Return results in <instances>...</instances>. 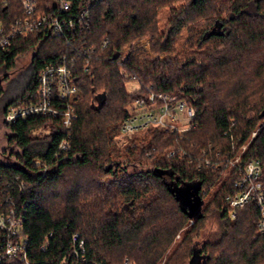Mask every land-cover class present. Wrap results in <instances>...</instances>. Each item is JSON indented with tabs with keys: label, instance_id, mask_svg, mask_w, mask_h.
<instances>
[{
	"label": "trees",
	"instance_id": "1",
	"mask_svg": "<svg viewBox=\"0 0 264 264\" xmlns=\"http://www.w3.org/2000/svg\"><path fill=\"white\" fill-rule=\"evenodd\" d=\"M38 1L39 12L53 3ZM88 12L83 36L94 51L87 69L82 59L74 68L80 96L69 150L56 156L65 137L58 118L5 125L0 212L11 196L23 214L30 264H264L256 203L232 219L227 201L238 154L242 163L259 160L264 183V0H100ZM21 15L20 0H0L4 26ZM68 50L63 37L32 32L0 51L2 116L34 100L40 68ZM128 79L140 88L128 91ZM148 87L194 106L196 126L184 133L149 127L117 147L119 124ZM211 217L216 228L198 246ZM73 233L84 240L83 257L72 254Z\"/></svg>",
	"mask_w": 264,
	"mask_h": 264
},
{
	"label": "built area",
	"instance_id": "2",
	"mask_svg": "<svg viewBox=\"0 0 264 264\" xmlns=\"http://www.w3.org/2000/svg\"><path fill=\"white\" fill-rule=\"evenodd\" d=\"M52 1L47 3V11L39 12L38 0H20L23 15L16 16L8 26L0 22V51L5 50L16 37L32 32L63 37L69 46L68 52L61 53L54 61L46 62L40 68L34 100L8 106L3 121L10 125L33 117L60 119L65 132L56 151V156L60 157L70 148L72 123L77 117L76 103L80 88L75 81L74 68L78 59H82L87 69L88 55L94 51L93 46H86L83 36L90 23L88 7L100 0H82L76 6L73 0ZM107 42L108 38H105L102 44ZM150 88L144 96L136 97L129 107V116L119 124V137L131 136L153 126L177 133H184L196 126L194 106L175 94L155 92ZM231 165L238 171L239 177L233 182L236 190L227 196L231 207L230 217L235 218L236 209L254 201L259 210L257 226L260 232H264V183L260 179V162L251 159L242 163L238 154L231 160ZM5 203L6 209L0 212V264H9L10 259L15 258L23 264H30L23 214L15 208L11 196L6 198ZM71 242L72 254L77 258L83 257L84 240L79 233H73ZM41 247L44 249L46 243Z\"/></svg>",
	"mask_w": 264,
	"mask_h": 264
},
{
	"label": "rangeland",
	"instance_id": "3",
	"mask_svg": "<svg viewBox=\"0 0 264 264\" xmlns=\"http://www.w3.org/2000/svg\"><path fill=\"white\" fill-rule=\"evenodd\" d=\"M168 15H169V10L167 7L159 9V11H158V25L160 27H164V25L168 19ZM201 22H204V20H201ZM27 64H28L27 59L19 60L17 63V69L19 70V69L27 66ZM2 75H3V73H2ZM5 85L6 84L3 82L2 86H5ZM126 86H127L128 91H134V90H137L140 88V83L138 80L128 79V80H126ZM2 109H3V103H0V160H2L4 158L3 155L7 151L10 150V148H9L10 145L8 143V135H7L8 128L6 127L7 125L3 121ZM38 132H39V133H37L38 135H42L44 131H38ZM118 133H119V131H117L113 140H114L117 147H122L124 145V143L126 142V138L125 137H122V138L119 137ZM122 161H124V162L128 161L127 157L122 158ZM127 163L129 164L130 162H127ZM128 167H129V169H134V168L138 169L139 168V166H137V165L133 166L131 164H129ZM212 192L213 191H211L207 196H205V201L208 200V198ZM193 221H194L193 219H190L188 224H186V226L184 228H182L177 233V235L175 237V241L180 240L182 230L185 229L188 225H191L193 223ZM216 224H217L216 217H211V219L208 222L203 234L200 236V238H198V241H199L198 246L201 245L202 242H204L205 240L210 238V236L208 237V235H210L211 233L214 232V230L216 228Z\"/></svg>",
	"mask_w": 264,
	"mask_h": 264
},
{
	"label": "flooded vegetation",
	"instance_id": "4",
	"mask_svg": "<svg viewBox=\"0 0 264 264\" xmlns=\"http://www.w3.org/2000/svg\"><path fill=\"white\" fill-rule=\"evenodd\" d=\"M5 81V78L0 77V86L2 85V83Z\"/></svg>",
	"mask_w": 264,
	"mask_h": 264
},
{
	"label": "water",
	"instance_id": "5",
	"mask_svg": "<svg viewBox=\"0 0 264 264\" xmlns=\"http://www.w3.org/2000/svg\"><path fill=\"white\" fill-rule=\"evenodd\" d=\"M183 205H186L183 201H182ZM199 205V202L197 203ZM198 207V206H197ZM196 215V214H195Z\"/></svg>",
	"mask_w": 264,
	"mask_h": 264
}]
</instances>
